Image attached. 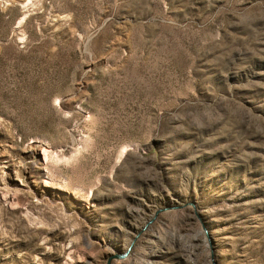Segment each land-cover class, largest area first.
<instances>
[{"label":"rangeland","instance_id":"rangeland-1","mask_svg":"<svg viewBox=\"0 0 264 264\" xmlns=\"http://www.w3.org/2000/svg\"><path fill=\"white\" fill-rule=\"evenodd\" d=\"M0 264H264V0H0Z\"/></svg>","mask_w":264,"mask_h":264}]
</instances>
